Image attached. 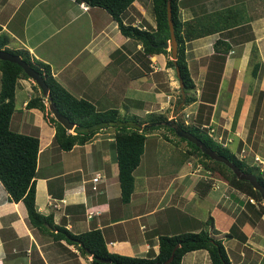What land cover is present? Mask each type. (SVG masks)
<instances>
[{
    "label": "crops",
    "instance_id": "1",
    "mask_svg": "<svg viewBox=\"0 0 264 264\" xmlns=\"http://www.w3.org/2000/svg\"><path fill=\"white\" fill-rule=\"evenodd\" d=\"M83 4L88 5L87 10ZM147 4L150 6L151 0H135L122 16L124 24L154 28L153 16V21L146 16ZM208 15L209 20L210 15L220 16L228 28L186 43L188 69L198 92L192 94L198 98L192 104H200L212 58L217 50L225 49L221 43L215 45L221 39L230 48L213 104L211 126L218 123L215 112L222 107L219 115L226 118L224 128L229 131L230 149L255 165V157L264 160V114L259 110L264 106V0L179 1L182 22H203ZM0 26L9 36L10 49H25L33 61L49 65L66 90L88 100L98 111L117 109L122 119L132 114L131 124L139 126L142 110L144 114L161 113V107L171 102V95L159 88L161 78L156 79L165 73V79L172 81L170 72L173 68L176 72L175 67L166 65V54H145L143 44L124 35L102 7L77 0H0ZM256 62L260 66L253 76ZM233 73L235 81L229 91ZM29 79H20L16 88L11 128L39 137L36 207L51 217L55 227L46 225L55 233L32 226L22 202L12 201L0 181V264H91L93 254L83 251L81 244L64 236L60 228L74 234L98 229L112 253L132 257L158 254L161 235L189 229L176 224L174 228L168 223L175 218L158 214L168 206L184 210L197 198L207 202L202 206L208 208V213H194L197 216L192 218L203 222L212 218L209 232L223 240L231 264H264V201L252 202L250 196L219 180V189L212 186L207 196L201 197L195 188L197 181L188 178L184 163L175 179L146 175L140 187L135 179L130 201L123 202L114 147L116 126L101 127L90 141L71 150L60 149L53 142L56 128L47 117L53 103L41 86L31 79L38 85L35 90ZM227 93L229 98H225ZM42 94L46 110L28 108V101ZM122 106L128 114L122 113ZM146 124L144 120L141 127ZM250 124L256 127L249 129ZM75 127L68 132L75 133ZM97 174L102 178L94 183L92 178ZM93 184L97 189L92 188ZM164 200L166 208L160 205ZM181 264L212 261L207 250L199 249L186 253Z\"/></svg>",
    "mask_w": 264,
    "mask_h": 264
},
{
    "label": "trees",
    "instance_id": "2",
    "mask_svg": "<svg viewBox=\"0 0 264 264\" xmlns=\"http://www.w3.org/2000/svg\"><path fill=\"white\" fill-rule=\"evenodd\" d=\"M77 1L106 9L118 23L119 29L124 35L143 44L145 54L163 53L172 56L171 50L156 47V44L170 39L167 0H151V15L156 25L150 29H141L132 24H124L122 16H124L135 0ZM179 1L171 0L172 19L178 41V57L176 61L168 57L166 65L180 68L181 77L185 85V104L187 105L197 101L198 98L195 94L188 95L186 92V89L194 90L196 88V84L188 69L186 43L228 27H225V22H222L220 16L214 18L213 15H210L212 16L210 20L208 15L203 22L197 19L182 22L179 19ZM212 18H214L213 21ZM1 30L2 27L0 26V48L17 54L26 60L44 78L45 85L48 87V98L56 104L62 114L77 124L74 129L75 133H70L53 115L49 116L52 113L51 111L47 114L49 122L56 128L53 142L60 149L71 150L76 145L90 141L101 127L116 126L114 147L117 152L118 178L123 202H129L134 192V171L140 165L144 154L147 136L145 129H155L156 126L161 124L173 128V126L168 125V121H172L174 125L180 126L196 135L206 146L226 157L238 166L240 170L254 173L258 181L264 186V169L261 170L257 164L251 165L246 159L239 158L230 149L228 143L223 144L208 133V128H212L213 104L217 99L219 82L226 63V54L230 48L228 43L221 39L215 42L216 47L221 43L222 48L225 49L223 51L217 50L212 58V63L209 65L205 87L200 95L201 101L198 105L197 114L194 116V125H188V128H186L185 124L174 121L176 118H173L174 120H162L160 115L154 114L157 115L155 117L157 119H153L151 122L147 121L145 128H142L139 124V126H135L130 121L123 120L117 109L98 111L88 100L72 95L54 78L49 65L33 61L29 52L25 49H10L8 47L9 36ZM259 66L258 62L254 64L252 68L253 76L257 75ZM0 71V181L12 201L22 202L32 226L50 234L55 233L46 225L48 223L50 226L55 227L51 217L41 214L36 207L35 178L40 147L39 137L21 133L11 128V119L16 110V88L19 86L20 79H29L30 77L17 63L2 59H0ZM34 89L38 91L37 84H34ZM180 98L182 101V94H180ZM44 99L45 96L43 94L34 96L28 101L27 106L28 108H39L45 111ZM240 106L241 103L238 104L235 111L233 128H235L237 122ZM206 112L207 114H205ZM200 132H204L206 135L202 137L199 135ZM181 138L186 140L190 146L185 154L187 158L190 156L199 158L201 165L206 171V174L201 175V179L195 185L199 196H207L214 180H220L256 199L259 203L263 202L261 192L256 190L249 181L239 179L232 168L224 162L213 159L196 144L183 137ZM261 210H264V206L261 207ZM211 219L210 217L209 220L204 222V227L200 231L185 230L173 235H161L159 237V253L146 257H132L110 252L102 232L98 229L74 234L65 228H58L62 229L64 236L79 242L83 251L89 250L93 254L91 264H181L182 258L186 253L199 249L208 251L212 264H231L223 240L214 237L209 232ZM172 254L174 255L173 259L167 263ZM102 259L109 261H103Z\"/></svg>",
    "mask_w": 264,
    "mask_h": 264
},
{
    "label": "rangeland",
    "instance_id": "3",
    "mask_svg": "<svg viewBox=\"0 0 264 264\" xmlns=\"http://www.w3.org/2000/svg\"><path fill=\"white\" fill-rule=\"evenodd\" d=\"M145 12H146V16L148 17V19L152 20L151 19L152 18L151 17V4L150 6H148L147 4L145 8ZM166 56L169 58H172V56L171 55L169 56V54ZM170 74H171L172 81L170 79L169 80L165 79L166 78L165 73H163L160 76L157 75L156 79L159 80V78H161V81L159 82V88L161 89V91H164L168 95H171V102L165 108L161 107L162 108L160 111L161 113L153 112L151 114H144V110H142L141 112L142 118L139 120L140 121L139 125H142V122H144V120L151 122V120L157 119L155 118L157 117V115H160V118L162 120H165V119L174 120L173 118H176V120L174 121L185 124L184 126H186V128H188V125L192 126L195 124L194 116L197 114L198 106L196 107V105L192 103L187 104V105L184 103L183 105H181V108L178 109V107L181 104L180 102L181 101V98H180L181 88H180L179 80L177 77V72H175L174 68L171 70ZM230 78H231L229 79L230 83L228 85L229 91L233 89L232 87L235 81V74L233 73V75L230 76ZM247 79L248 81L251 80V78H247ZM29 80H30L29 82H31L32 85L34 86L35 84L34 81L31 79ZM186 92L188 95L190 94L192 95L193 93L198 94V92H196L193 89H186ZM221 97H222V101H224L226 104L229 103L228 99H227V102L224 100L226 97L227 98L230 97L229 93L226 94L225 98H223V96ZM129 102L131 101L129 100L128 103ZM224 102H222V104ZM158 105L160 109L161 105L160 104ZM220 109H222V107L218 108L217 111L215 112L216 113L215 117L218 118L217 119L218 123H214V125H212V127L214 128V131L208 128V133L211 134L212 136L217 135L221 137L219 140L223 144L228 143V146H229L230 145L229 134H228L229 131L224 128V125L226 123V118L219 115ZM121 110L122 111L124 110L122 112L124 115L126 113L128 114V111L125 108V106H122ZM259 110H261L260 112L264 114V106L262 107V109L260 107ZM154 114H157V115H154ZM205 114H207V112ZM133 118L134 116L132 114H128L126 116V120L128 121H132ZM123 120L125 119L123 118ZM168 122H169L168 125H174L172 121H168ZM255 127L256 126L252 127V124H250L249 129L255 128ZM142 128H145V125L142 126ZM113 129L114 131H116V127ZM145 132L147 133L146 140H145V150H144V154L142 155L141 163L135 172V179H136L138 187H140L143 184L142 180L146 175L155 176L158 174V175H161L162 177L164 176L167 180H171L172 178L173 179L177 178L180 173L179 169L183 167L182 165H184V163H185L184 167L187 168L188 178H193V180L195 179V181H198L201 179V175L206 174L205 169L203 168V166L201 165L199 161V158H197L196 156H190L187 158L185 154H186L187 148L188 147L190 148V146L186 140H183L181 137L178 136L177 133H175L173 128L161 124V125L156 126L155 129H148V130L145 129ZM199 135L204 137L206 134L204 132H200ZM248 136H250L249 142H251V139H252L251 133ZM230 146L232 147V144ZM216 185L217 186L214 188L219 189L220 188L219 185L218 184ZM94 186L95 184H93L92 188ZM196 202H199V203L196 204ZM196 202L193 201L191 205L186 206V209L179 210V211L172 206L170 207L168 206V208L165 211L159 213L158 215L162 216L164 213H166L170 219L175 218V221L173 223L172 222L168 223V225L174 228L176 224V225H179V227L181 228H184L187 226L189 229L186 231H189V230L200 231L204 227L203 220H199L196 217L192 218V216H197V215L200 216V215L207 214L208 208L205 205L202 206V204H207L205 200L197 198ZM160 205L163 207L165 206L167 207L166 200H164ZM194 213H196L197 215H194ZM189 215L191 216V218H189ZM194 225H198V227ZM192 227H196V228H192ZM180 232H184V230L174 231L173 233L176 234Z\"/></svg>",
    "mask_w": 264,
    "mask_h": 264
},
{
    "label": "water",
    "instance_id": "4",
    "mask_svg": "<svg viewBox=\"0 0 264 264\" xmlns=\"http://www.w3.org/2000/svg\"><path fill=\"white\" fill-rule=\"evenodd\" d=\"M167 13H168L169 28H170V39L163 42V43L156 44V47L164 48V49L170 48V50L172 52V59L174 61H176L177 57H178V41H177L176 34H175L174 22L172 19L171 0H167ZM0 59L11 61V62H14V63H17L18 65H20L25 70V72L29 75V77L31 79H33L34 81H36L41 86V88L44 90L45 94H48V87L45 85L44 78L33 67H31L28 64V62L26 60H24L21 56H19L17 54H13L9 51H6V50H3L0 48ZM176 72H177V77L179 80V84H180V88H181V94H182V101H181L180 106L178 107V109H180L181 105H183L186 101V94H185V89H184V86H185L184 81L181 77L180 68L178 66H176ZM52 103H53V105L50 106V110L52 111L54 117L67 130H72L75 127V123L72 122L66 115L62 114L54 102H52ZM176 132L180 137H183V138L187 139L188 141L196 144L198 147H200L203 150L204 153L208 154L213 159L224 162L227 166L232 168V170L237 174L239 179L249 181L256 190L261 192L262 197H263V201H264V186L258 181V178L254 173L244 172V171L240 170L238 168V166H236L234 163L229 161L226 157L219 154L218 152H216L212 148L206 146L205 143L201 139H199L196 135H194L190 131L185 130L184 128H182L180 126H177ZM87 252H90V251L87 250ZM173 257H174V255L172 254V256L167 260V263L170 262L173 259ZM102 260L103 261H109L106 259H102Z\"/></svg>",
    "mask_w": 264,
    "mask_h": 264
},
{
    "label": "built area",
    "instance_id": "5",
    "mask_svg": "<svg viewBox=\"0 0 264 264\" xmlns=\"http://www.w3.org/2000/svg\"><path fill=\"white\" fill-rule=\"evenodd\" d=\"M82 8H84L85 10H87V9H88V5L83 4ZM211 130L214 131V128H211ZM213 137L216 138L217 140H219V139L221 138V137H219V136H217V135H216V136H213ZM219 141H220V140H219ZM220 142H221V141H220ZM255 161H256L257 166H259L260 169L263 170V169H264V160H262L260 157L257 156V157H255ZM101 178H102V177H101L99 174H97L95 177L92 178V181H93L94 183H96V182H98ZM216 184H217V180H214L212 186H213V187H216V186H217ZM93 188H94V189H97V186L95 185ZM250 201L254 202V199L251 198Z\"/></svg>",
    "mask_w": 264,
    "mask_h": 264
},
{
    "label": "flooded vegetation",
    "instance_id": "6",
    "mask_svg": "<svg viewBox=\"0 0 264 264\" xmlns=\"http://www.w3.org/2000/svg\"><path fill=\"white\" fill-rule=\"evenodd\" d=\"M171 126H173V128H174V130H175V133H177V132H176V127H177V125H171Z\"/></svg>",
    "mask_w": 264,
    "mask_h": 264
}]
</instances>
